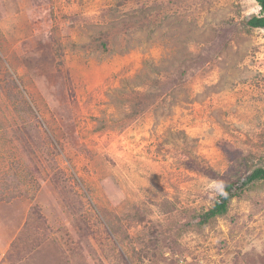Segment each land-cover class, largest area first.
<instances>
[{
	"label": "rangeland",
	"instance_id": "obj_1",
	"mask_svg": "<svg viewBox=\"0 0 264 264\" xmlns=\"http://www.w3.org/2000/svg\"><path fill=\"white\" fill-rule=\"evenodd\" d=\"M259 14L0 0V264H264V182L188 218L264 168Z\"/></svg>",
	"mask_w": 264,
	"mask_h": 264
},
{
	"label": "trees",
	"instance_id": "obj_2",
	"mask_svg": "<svg viewBox=\"0 0 264 264\" xmlns=\"http://www.w3.org/2000/svg\"><path fill=\"white\" fill-rule=\"evenodd\" d=\"M260 8V14L258 16H252L247 21V26L251 29H264V0H255ZM264 182V168H256L251 171L244 179L239 182L226 183L221 189L219 200L215 202L212 207L206 211L194 212L190 217V220H196V224L199 226H206L216 218L223 217L228 211L229 202L240 194L253 182ZM188 225V223H187ZM186 226V225H185Z\"/></svg>",
	"mask_w": 264,
	"mask_h": 264
}]
</instances>
